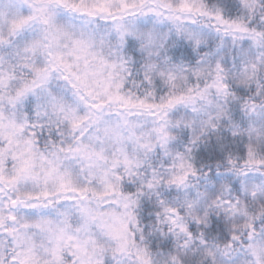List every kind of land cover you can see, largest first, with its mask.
I'll use <instances>...</instances> for the list:
<instances>
[{
	"label": "snow or ice",
	"instance_id": "snow-or-ice-1",
	"mask_svg": "<svg viewBox=\"0 0 264 264\" xmlns=\"http://www.w3.org/2000/svg\"><path fill=\"white\" fill-rule=\"evenodd\" d=\"M0 264H264V0H0Z\"/></svg>",
	"mask_w": 264,
	"mask_h": 264
}]
</instances>
